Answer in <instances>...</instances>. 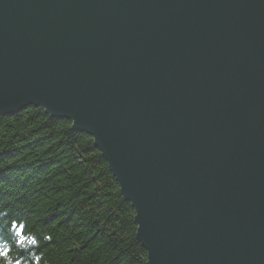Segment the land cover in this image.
Here are the masks:
<instances>
[{
	"label": "water",
	"instance_id": "obj_1",
	"mask_svg": "<svg viewBox=\"0 0 264 264\" xmlns=\"http://www.w3.org/2000/svg\"><path fill=\"white\" fill-rule=\"evenodd\" d=\"M93 145L146 264H264V0H0V116Z\"/></svg>",
	"mask_w": 264,
	"mask_h": 264
},
{
	"label": "trees",
	"instance_id": "obj_2",
	"mask_svg": "<svg viewBox=\"0 0 264 264\" xmlns=\"http://www.w3.org/2000/svg\"><path fill=\"white\" fill-rule=\"evenodd\" d=\"M93 140L27 107L0 116V264H146Z\"/></svg>",
	"mask_w": 264,
	"mask_h": 264
},
{
	"label": "snow or ice",
	"instance_id": "obj_3",
	"mask_svg": "<svg viewBox=\"0 0 264 264\" xmlns=\"http://www.w3.org/2000/svg\"><path fill=\"white\" fill-rule=\"evenodd\" d=\"M0 254H2V253H0Z\"/></svg>",
	"mask_w": 264,
	"mask_h": 264
}]
</instances>
